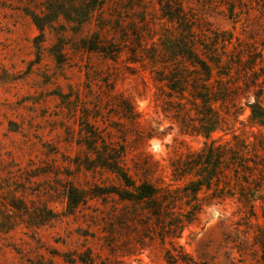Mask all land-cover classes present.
<instances>
[{"label": "rangeland", "instance_id": "rangeland-1", "mask_svg": "<svg viewBox=\"0 0 264 264\" xmlns=\"http://www.w3.org/2000/svg\"><path fill=\"white\" fill-rule=\"evenodd\" d=\"M40 2L0 0V264H69L64 255L88 248L94 264H169V250L195 264H261L264 125L250 117L246 102L258 94L264 106V0H183L199 38L210 43L215 32L220 39L231 34L224 62L241 57L223 76L224 85L214 71L211 88L222 87L229 97L213 102L217 118L210 138L192 103L191 76L175 90L169 86L177 64L163 43L180 37V30L160 18L157 0L108 1L102 35L124 49L116 60L80 48V39L98 28L96 20L79 35L61 34L56 24L38 49L39 31L27 12L41 14ZM62 38L69 46L60 58L54 44ZM153 46L156 61L147 57ZM255 57L254 68H247ZM87 122L111 147L124 148L134 178L169 186L176 199L170 213L156 221L139 204L113 197L68 211L67 186L119 184L108 171L77 164L87 153L94 156L83 138ZM212 140L232 149L245 143L241 149L251 167L240 170L239 179L234 168L225 170L233 194L202 193L203 205L188 221L190 198L183 189L195 176L175 169ZM246 196L254 198L255 212ZM13 201L26 210L13 208Z\"/></svg>", "mask_w": 264, "mask_h": 264}, {"label": "trees", "instance_id": "trees-1", "mask_svg": "<svg viewBox=\"0 0 264 264\" xmlns=\"http://www.w3.org/2000/svg\"><path fill=\"white\" fill-rule=\"evenodd\" d=\"M108 1L42 0L38 5L39 9L42 10L41 14L34 11L27 12L39 31V34L34 38L36 47L41 49L48 31H51L56 24L60 23L63 27L61 34L68 33L70 30L73 34L79 35L87 23L96 20L99 24L98 28L96 31L80 39V48L100 53L107 58L118 59L124 50L121 44L112 40H106L102 35L104 29L108 26L102 16L108 6ZM157 2L161 11L160 18L166 19L169 23L176 25V28L180 30V37L169 38L167 39L168 43H163L164 49L168 53V59L177 64L174 66V72H171L174 76L170 79L169 86L172 90H175L182 79L187 82L191 76L192 88L190 94L192 103L196 108H199L198 113L201 114L199 119L201 122H205L201 125V128L206 137L210 138L211 133L216 128L215 121L217 118L214 115L216 111H214L213 102L225 100L229 97L228 92L223 90L222 87L218 91H214L211 88L210 85L214 77V71L217 70L218 79H216V82L218 85H224L223 76H229L231 65L234 62H241V57H239V61H234L230 57L224 62L223 56L228 55L226 45L227 43L230 44L233 38L231 34L228 37L220 39V33L215 32V39H212L210 43H206L203 39L199 38L197 31L194 29L196 21L190 12L185 10L183 0H157ZM230 10L233 12L234 7H231ZM63 40L62 38L54 44L56 48H60L54 55H58L60 58L64 55V48L69 46ZM142 42V35L140 33V48L144 49ZM219 44H221L220 47ZM219 49L221 52H219ZM152 51V55H147V57L152 61H156L157 55L155 54L156 50L154 46ZM257 58L249 59L247 68L253 69ZM258 97L259 95L256 94L254 101H247L246 106L250 108V117L257 120L261 125H264V106ZM124 108L130 110L131 106L128 102H124ZM212 111L213 113H211ZM86 126V135L83 137L84 142L87 149L94 156L87 153L85 159L78 161L77 164L83 166L86 170L99 168L103 171H108L117 178L119 184L94 185L88 190L79 189L74 185L67 186L65 194L68 211L74 213L81 204L86 203L90 199L106 201L110 197H113L121 201L139 204L148 217L156 221L164 218L166 213H170V209L176 199L169 186H158L149 180H137L134 178L125 167L124 148L120 149L114 145L111 147L97 127H94L89 122H87ZM81 130H84V128ZM215 142L216 140H212L205 145L202 151L189 155L184 160L183 166L175 169L178 173L183 172L184 175L193 174L195 176L183 189L186 197L190 198L186 205L191 206V208L185 214L188 221L194 219V216L200 211L203 205L201 203L202 193L212 190L217 193V197H222L227 193L233 194L230 182L226 181L225 170L234 168L236 176H238L240 170L245 171L251 167L249 165L251 159L245 157L242 153L243 149H241L246 147L245 143L240 144V148L238 149H232L227 148L225 145H216ZM229 153L231 155H228ZM219 174L222 175L219 176ZM222 176L225 180H223V186L220 187ZM243 178L246 183H251L248 177L243 176ZM213 186L216 187L213 188ZM246 198V203L255 212L253 205L254 198L247 196ZM193 200H195V203H192ZM18 204L16 201H13V208H23L26 210L25 206L22 207V205ZM45 208L52 217L55 216L52 215L50 209ZM52 217H47L46 220H50ZM262 242L261 264H264V241ZM63 258L69 264L77 262L94 264L95 261L94 254L89 248L83 253H68ZM167 262L169 264H195L192 259L172 253L171 250L167 252Z\"/></svg>", "mask_w": 264, "mask_h": 264}]
</instances>
